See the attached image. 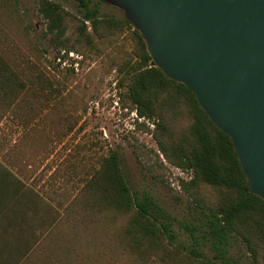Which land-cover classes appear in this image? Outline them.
Returning a JSON list of instances; mask_svg holds the SVG:
<instances>
[{
  "label": "rangeland",
  "instance_id": "rangeland-1",
  "mask_svg": "<svg viewBox=\"0 0 264 264\" xmlns=\"http://www.w3.org/2000/svg\"><path fill=\"white\" fill-rule=\"evenodd\" d=\"M16 1L17 13L0 6V54L25 85L16 98H21L22 106L33 102L34 111L42 114L38 123L52 128L54 137L63 134L62 138L67 139L68 206L63 209L62 222L54 228L61 225L62 237L75 236L82 264H200L181 255L175 259L155 256L153 251L143 262L124 247V217L95 209L90 214L79 204L81 189L111 152L118 154L133 194L139 199L150 197L170 217V230L177 245L191 247L185 227L198 225L201 214L208 213L209 207L221 198L217 190L205 184L186 193L182 183L189 182L193 172L166 159L156 141L159 133L154 131L153 122L139 118L122 99L124 90L119 86L118 69L128 55L136 53L130 33L123 31L103 39L89 36L91 44L79 43L77 21L82 15L77 3L52 0L69 15L66 47L55 48L50 37L45 36V23L38 13L39 0ZM98 9L101 16L123 17L120 10L105 3H99ZM87 30L91 33L90 28ZM180 113L166 119L174 141H183L191 125L188 113ZM72 229L76 231L74 235ZM168 249L172 251L171 247ZM201 251L214 264L220 263L208 245ZM226 258L228 264H264L260 255L254 257L244 241L234 235L230 237Z\"/></svg>",
  "mask_w": 264,
  "mask_h": 264
},
{
  "label": "trees",
  "instance_id": "trees-1",
  "mask_svg": "<svg viewBox=\"0 0 264 264\" xmlns=\"http://www.w3.org/2000/svg\"><path fill=\"white\" fill-rule=\"evenodd\" d=\"M75 2L82 15L77 21L79 43L91 44V37L103 39L123 31L130 33L136 53L128 55L118 69L119 86L124 90L121 97L139 118L153 122L154 131L159 133L156 141L166 159L193 172L192 179L182 183V189L187 193L196 185L205 184L221 194L209 207V212L201 214L198 225L185 227L192 244L190 248L182 247L174 243L170 217L150 197L139 199L133 194L118 154L111 152L79 193L83 210L86 208L93 214L95 209L98 213L110 212L113 217H124L121 234L124 247L143 262L148 259L149 251H153L155 256L162 254L167 259L181 255L200 264H214L201 251V247L208 245L219 264H228L226 255L231 235L240 237L254 257L260 255L264 260V202L249 193L230 139L214 127L192 93L155 67L140 33L124 17L101 16L98 9L99 3H103L101 0ZM1 3L0 6L17 13L16 0ZM38 13L45 23V36L50 37V44L65 48L69 15L52 0H39ZM0 82L3 83L0 92L6 98H16L25 88L20 76L1 54ZM178 111L187 112L191 119L183 141L171 140V130L166 123V119ZM58 227L30 253L35 256V262L25 264H82L76 252L75 236L62 237L59 232L63 228ZM71 232L74 235L76 231ZM261 248L263 250L259 251Z\"/></svg>",
  "mask_w": 264,
  "mask_h": 264
},
{
  "label": "water",
  "instance_id": "water-1",
  "mask_svg": "<svg viewBox=\"0 0 264 264\" xmlns=\"http://www.w3.org/2000/svg\"><path fill=\"white\" fill-rule=\"evenodd\" d=\"M101 1L230 139L249 193L264 202V0Z\"/></svg>",
  "mask_w": 264,
  "mask_h": 264
},
{
  "label": "crops",
  "instance_id": "crops-1",
  "mask_svg": "<svg viewBox=\"0 0 264 264\" xmlns=\"http://www.w3.org/2000/svg\"><path fill=\"white\" fill-rule=\"evenodd\" d=\"M20 99L0 92V264L35 262L30 253L68 206L67 139L54 137L34 103Z\"/></svg>",
  "mask_w": 264,
  "mask_h": 264
}]
</instances>
